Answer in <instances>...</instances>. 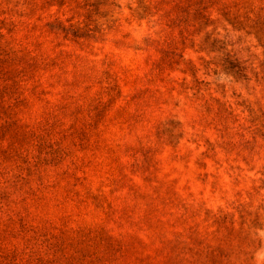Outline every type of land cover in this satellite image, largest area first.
Instances as JSON below:
<instances>
[{
	"label": "rangeland",
	"instance_id": "rangeland-1",
	"mask_svg": "<svg viewBox=\"0 0 264 264\" xmlns=\"http://www.w3.org/2000/svg\"><path fill=\"white\" fill-rule=\"evenodd\" d=\"M0 264H264V0H0Z\"/></svg>",
	"mask_w": 264,
	"mask_h": 264
}]
</instances>
